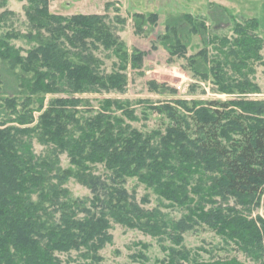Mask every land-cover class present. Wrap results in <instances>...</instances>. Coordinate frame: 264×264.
Masks as SVG:
<instances>
[{
  "label": "trees",
  "instance_id": "obj_1",
  "mask_svg": "<svg viewBox=\"0 0 264 264\" xmlns=\"http://www.w3.org/2000/svg\"><path fill=\"white\" fill-rule=\"evenodd\" d=\"M6 2L0 0V10ZM6 13L0 12V22ZM26 13L27 34L0 36V264H103L101 250L113 240L112 220L153 236L169 234L176 243L187 230L205 224L264 264V218L252 216L254 207L264 205V100H212L199 108L173 100L177 106L155 108L172 125L164 141L153 145L152 138L119 117L99 112L86 118L77 108L83 103L77 94L124 91L127 84L123 73L101 74L93 53L100 44H120L107 16L56 14L50 0H29ZM166 27L176 39L171 46L179 51L186 50L184 32L205 30L189 13ZM259 28L257 17L234 21L233 35L220 38L223 46L231 45L232 56L211 68L221 92H259L242 70L250 60L262 59ZM20 37L35 44L28 50L12 44ZM133 61L140 63L141 54ZM227 67L240 77L229 76ZM6 88L11 92L4 93ZM49 94L64 96L51 98L45 107ZM179 107L192 114H182ZM33 139L52 146L53 155L37 156ZM61 153L77 170L63 171ZM99 163L108 169L107 178L94 172ZM69 175L92 197L71 198L63 188ZM130 177L155 185L178 203L189 201L190 191L199 195L193 216L168 225L161 211L145 209L127 190ZM72 250L83 251L85 261L57 255ZM171 251L170 264H242L236 258L190 260L188 252Z\"/></svg>",
  "mask_w": 264,
  "mask_h": 264
},
{
  "label": "rangeland",
  "instance_id": "obj_2",
  "mask_svg": "<svg viewBox=\"0 0 264 264\" xmlns=\"http://www.w3.org/2000/svg\"><path fill=\"white\" fill-rule=\"evenodd\" d=\"M28 5L29 0H7L0 10L7 11L0 22V36L10 31L23 35L31 30L26 13ZM50 10L64 16L82 12L105 15L107 24L119 38V46L106 48L100 44V48L93 53L99 59L101 74L109 76L120 72L126 75L125 90L77 94L83 98V103L77 108L86 118L99 112L119 117L124 125L152 138L151 143L157 145L167 135L172 121L166 113L155 108L166 104L177 106L173 100H183L190 108L196 105L199 108L212 100H264V48L261 50L262 59L250 60L246 67L242 66V70L249 72L251 82L258 85L259 92H221L218 79L211 69L218 59L221 62H225L227 57L232 60V56L228 55L231 45L223 46L220 38L223 35H233L234 21L257 17L260 22L258 32L264 37V0H50ZM186 13L192 14L198 27H204L205 30L198 33H190V30L184 32V36L188 38L186 50L179 51L177 47L171 46L170 42L174 40L172 43L175 45L176 39L166 26ZM155 15L158 16L157 21ZM11 42L25 50L35 44L23 37ZM139 54L142 61H133V57ZM227 68L229 76L240 77L231 67ZM3 92L11 91L6 88ZM56 96L64 94L47 95L45 107ZM1 104L3 101L0 102V108ZM179 108L182 114H192ZM39 114L36 112V116ZM32 144L37 156L46 158L53 155L52 146L42 144L38 139H33ZM59 158L63 171L77 170L67 153H61ZM94 172L104 178L110 174L103 163L96 164ZM193 184L192 190L197 187L198 181ZM125 186L142 207L150 211H161L168 225L191 215V209L199 201V195L190 191V200L178 203L163 195L155 185L144 182L139 177L128 178ZM63 188L68 190L71 198L92 197L91 190L73 175H69L63 182ZM252 216L264 218V205L254 207ZM110 231L113 240L101 250L103 264H170L172 249L188 252L190 260L236 258L242 264H257L238 250L233 241H226L205 224H197L184 232L180 243H176L169 234L153 236L113 220ZM57 255L65 261H85L83 251L72 250ZM183 258L176 257L177 260ZM182 262L189 264L188 261Z\"/></svg>",
  "mask_w": 264,
  "mask_h": 264
},
{
  "label": "crops",
  "instance_id": "obj_3",
  "mask_svg": "<svg viewBox=\"0 0 264 264\" xmlns=\"http://www.w3.org/2000/svg\"><path fill=\"white\" fill-rule=\"evenodd\" d=\"M82 13H85V12H82Z\"/></svg>",
  "mask_w": 264,
  "mask_h": 264
},
{
  "label": "built area",
  "instance_id": "obj_4",
  "mask_svg": "<svg viewBox=\"0 0 264 264\" xmlns=\"http://www.w3.org/2000/svg\"><path fill=\"white\" fill-rule=\"evenodd\" d=\"M180 87V86H179Z\"/></svg>",
  "mask_w": 264,
  "mask_h": 264
}]
</instances>
